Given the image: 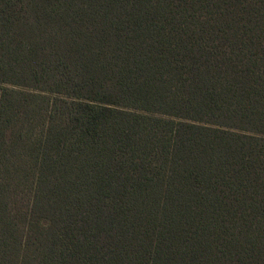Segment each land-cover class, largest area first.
<instances>
[{
	"label": "trees",
	"instance_id": "1",
	"mask_svg": "<svg viewBox=\"0 0 264 264\" xmlns=\"http://www.w3.org/2000/svg\"><path fill=\"white\" fill-rule=\"evenodd\" d=\"M0 264H264V0H0Z\"/></svg>",
	"mask_w": 264,
	"mask_h": 264
}]
</instances>
